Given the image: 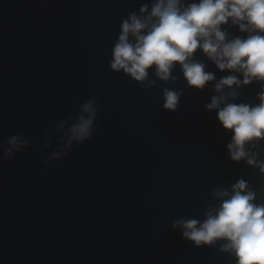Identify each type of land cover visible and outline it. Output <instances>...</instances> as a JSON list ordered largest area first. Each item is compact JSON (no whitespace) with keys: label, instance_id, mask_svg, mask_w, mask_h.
Masks as SVG:
<instances>
[{"label":"water","instance_id":"water-1","mask_svg":"<svg viewBox=\"0 0 264 264\" xmlns=\"http://www.w3.org/2000/svg\"><path fill=\"white\" fill-rule=\"evenodd\" d=\"M154 2L0 0V142H30L10 160L0 153V264H235L224 241L195 246L173 223L203 220L219 203L213 191L239 179L264 202V138L230 158L232 132L206 105L217 81L243 75L199 48L194 58L215 76L201 90L179 67L175 81L152 74V86L110 69L121 21ZM220 27L228 39L247 35L230 20ZM165 87L182 89L175 110L163 107ZM231 88L229 103L257 105L264 81ZM92 97V137L45 166L66 143L60 121Z\"/></svg>","mask_w":264,"mask_h":264},{"label":"clouds","instance_id":"clouds-1","mask_svg":"<svg viewBox=\"0 0 264 264\" xmlns=\"http://www.w3.org/2000/svg\"><path fill=\"white\" fill-rule=\"evenodd\" d=\"M229 20L247 35L228 39V33L220 26ZM197 48L221 71L235 70L243 75V80L228 75L217 81L214 87L220 94L212 96L206 105L207 109L216 110L222 127L231 130L227 148L230 158L239 161L249 156L245 151L247 142L264 138V93L257 105L228 102L238 95L232 85L248 84L253 79L264 81V0H155L150 11L148 4H143L139 14L131 12L121 21L111 50L110 69L122 71L142 86L145 82L152 86V74L162 82L175 81L172 72L179 67L187 84L201 90L215 76L205 72V63L194 58ZM226 87L230 89L227 92ZM181 95L182 89L165 87L163 107L175 110ZM98 112L96 98L92 97L79 105L74 116L61 120L60 139L66 143L43 164L59 160L73 144L90 139ZM45 144L50 146L49 141ZM29 146L23 133L13 134L0 142V153L10 160ZM247 163H257L254 154ZM259 168L264 173V163ZM212 195L219 203L207 207L203 220L182 218L173 227L183 229V237L195 246L224 241L221 248L235 259V264H264V202H255V192L248 189L243 179L230 189H215Z\"/></svg>","mask_w":264,"mask_h":264}]
</instances>
